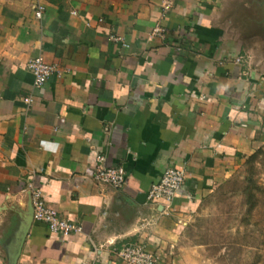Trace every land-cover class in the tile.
Masks as SVG:
<instances>
[{
    "label": "crops",
    "instance_id": "crops-1",
    "mask_svg": "<svg viewBox=\"0 0 264 264\" xmlns=\"http://www.w3.org/2000/svg\"><path fill=\"white\" fill-rule=\"evenodd\" d=\"M220 1L41 0L37 19L30 0H0V264H123L111 247L136 240L160 264H206L182 230L264 143V59L236 61ZM38 53L57 66L39 88L25 68ZM99 163L122 165L125 185L95 181ZM169 165L185 185L149 202ZM31 189L81 232L35 221Z\"/></svg>",
    "mask_w": 264,
    "mask_h": 264
},
{
    "label": "rangeland",
    "instance_id": "rangeland-1",
    "mask_svg": "<svg viewBox=\"0 0 264 264\" xmlns=\"http://www.w3.org/2000/svg\"><path fill=\"white\" fill-rule=\"evenodd\" d=\"M217 21L242 62L264 59V0H221ZM181 235L206 264H264V143L201 194Z\"/></svg>",
    "mask_w": 264,
    "mask_h": 264
},
{
    "label": "built area",
    "instance_id": "built-area-1",
    "mask_svg": "<svg viewBox=\"0 0 264 264\" xmlns=\"http://www.w3.org/2000/svg\"><path fill=\"white\" fill-rule=\"evenodd\" d=\"M30 1L33 4L34 16L37 19L41 18L44 10L43 3L41 0ZM170 5L171 1H167L164 8L167 9ZM155 31L161 33L162 29L156 27ZM111 39L124 45L122 37L113 35ZM236 61L241 62L239 56L236 57ZM25 68L31 72L33 76L32 85L37 88L44 84L52 72L57 71V66L47 62L40 53L31 56L27 60ZM24 101L30 103V95L24 97ZM97 160L101 162L103 157L98 155ZM93 178L97 182L106 183L118 189L126 183V171L122 165L106 167L99 163L93 173ZM186 178L187 174L183 168L175 165L167 166L161 176L150 185L147 191V200L162 205L165 202L170 203L180 193ZM30 206L32 218L44 224L50 233L56 234L62 241H66L73 233L81 232L79 224L61 217L54 208L46 205L40 190L31 189ZM111 250L112 254L118 257L123 264H160L157 253L145 242L138 240L124 242L119 246L113 245Z\"/></svg>",
    "mask_w": 264,
    "mask_h": 264
}]
</instances>
